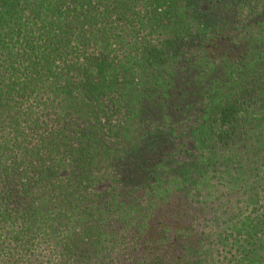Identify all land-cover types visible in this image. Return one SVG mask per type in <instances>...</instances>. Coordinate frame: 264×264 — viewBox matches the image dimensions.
I'll return each mask as SVG.
<instances>
[{
    "label": "trees",
    "instance_id": "16d2710c",
    "mask_svg": "<svg viewBox=\"0 0 264 264\" xmlns=\"http://www.w3.org/2000/svg\"><path fill=\"white\" fill-rule=\"evenodd\" d=\"M0 264H264V0H0Z\"/></svg>",
    "mask_w": 264,
    "mask_h": 264
}]
</instances>
